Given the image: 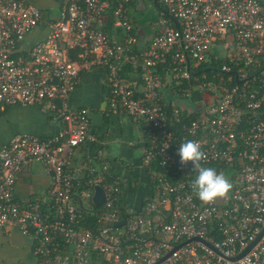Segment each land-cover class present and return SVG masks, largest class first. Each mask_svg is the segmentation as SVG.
<instances>
[{"label":"built area","instance_id":"2783aa9c","mask_svg":"<svg viewBox=\"0 0 264 264\" xmlns=\"http://www.w3.org/2000/svg\"><path fill=\"white\" fill-rule=\"evenodd\" d=\"M147 2L157 17L143 31ZM40 4L0 0V111L45 105L61 125L0 145V229L30 239L34 264H264V0ZM38 28L43 38L25 44ZM92 71L108 112L145 130L150 190L137 208L124 201L128 179L90 147V111L68 104ZM185 140L230 180L226 195L196 197L191 163L177 155ZM30 164L49 185L20 199Z\"/></svg>","mask_w":264,"mask_h":264},{"label":"crops","instance_id":"0c3cea01","mask_svg":"<svg viewBox=\"0 0 264 264\" xmlns=\"http://www.w3.org/2000/svg\"><path fill=\"white\" fill-rule=\"evenodd\" d=\"M147 8L140 6V12ZM149 33V32H148ZM45 32L38 28L29 33L25 44L41 40ZM71 108L84 107L90 111V134L96 139L95 150H100L105 159L128 179L124 201L139 207L142 197L149 193V181L140 166L145 130L134 124L124 114L108 112L105 91L99 71L83 73L79 83L70 94ZM60 123L53 119L45 105H13L0 111V145L19 134L50 137L57 133ZM92 151V150H91ZM78 153V154H77ZM77 158L83 155L79 150ZM116 162L119 163H115ZM124 164L123 166L121 165ZM38 181L39 188L32 187ZM49 185L48 178L36 164L26 166L16 185L15 194L20 199L30 198ZM38 186V185H36ZM31 241L17 231L5 233L0 229V264H34Z\"/></svg>","mask_w":264,"mask_h":264},{"label":"clouds","instance_id":"9594fccd","mask_svg":"<svg viewBox=\"0 0 264 264\" xmlns=\"http://www.w3.org/2000/svg\"><path fill=\"white\" fill-rule=\"evenodd\" d=\"M177 155L181 165L191 163L192 171L195 174L192 180V189L200 201L212 202L231 190L232 184L223 173L218 172L214 167L203 166L200 163L204 159V153L197 141L180 142Z\"/></svg>","mask_w":264,"mask_h":264},{"label":"rangeland","instance_id":"374dc122","mask_svg":"<svg viewBox=\"0 0 264 264\" xmlns=\"http://www.w3.org/2000/svg\"><path fill=\"white\" fill-rule=\"evenodd\" d=\"M139 18H140V22H139V28L143 31H145L144 29H147L148 26L150 25V23H152L156 17H157V10L155 7H153L149 2H147V8L143 11H141L138 14ZM136 21L137 18L135 17ZM148 25V26H147ZM32 187L34 188H39V183L38 181H32ZM38 185V186H36Z\"/></svg>","mask_w":264,"mask_h":264},{"label":"water","instance_id":"95a60500","mask_svg":"<svg viewBox=\"0 0 264 264\" xmlns=\"http://www.w3.org/2000/svg\"><path fill=\"white\" fill-rule=\"evenodd\" d=\"M28 2H30L31 4L33 5H36L38 7H44L42 6V4H40V2L38 0H28ZM142 6L143 8H145V3H142ZM104 198H103V195H102V192L100 190L99 187L96 188V195L94 197V202L96 204V206H100L101 203L103 202ZM264 231V230H263ZM252 245H250L248 248H246L240 255H238L236 258H239L241 257L242 255H244L248 250L249 248L251 247Z\"/></svg>","mask_w":264,"mask_h":264},{"label":"trees","instance_id":"16d2710c","mask_svg":"<svg viewBox=\"0 0 264 264\" xmlns=\"http://www.w3.org/2000/svg\"><path fill=\"white\" fill-rule=\"evenodd\" d=\"M51 113V112H50ZM51 115H52V113H51ZM53 117V116H52ZM94 146H95V143H92V145L90 146L91 148H94ZM84 148H85V150H86V146H83ZM81 150H82V148H80ZM92 222V221H91Z\"/></svg>","mask_w":264,"mask_h":264},{"label":"flooded vegetation","instance_id":"af4514ba","mask_svg":"<svg viewBox=\"0 0 264 264\" xmlns=\"http://www.w3.org/2000/svg\"><path fill=\"white\" fill-rule=\"evenodd\" d=\"M40 3H42V0H38ZM44 1V0H43Z\"/></svg>","mask_w":264,"mask_h":264}]
</instances>
